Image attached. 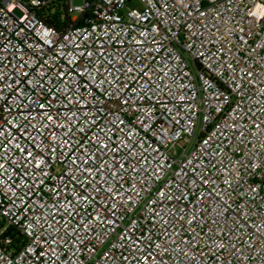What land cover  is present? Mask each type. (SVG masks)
I'll use <instances>...</instances> for the list:
<instances>
[{
    "label": "built area",
    "instance_id": "obj_1",
    "mask_svg": "<svg viewBox=\"0 0 264 264\" xmlns=\"http://www.w3.org/2000/svg\"><path fill=\"white\" fill-rule=\"evenodd\" d=\"M79 1L0 0V264H264V0Z\"/></svg>",
    "mask_w": 264,
    "mask_h": 264
},
{
    "label": "rangeland",
    "instance_id": "obj_2",
    "mask_svg": "<svg viewBox=\"0 0 264 264\" xmlns=\"http://www.w3.org/2000/svg\"><path fill=\"white\" fill-rule=\"evenodd\" d=\"M75 4H80V1L79 0H75ZM16 14L21 15L19 11H17ZM194 142H195V140H194ZM1 225H5V224L4 223H1Z\"/></svg>",
    "mask_w": 264,
    "mask_h": 264
},
{
    "label": "trees",
    "instance_id": "obj_3",
    "mask_svg": "<svg viewBox=\"0 0 264 264\" xmlns=\"http://www.w3.org/2000/svg\"><path fill=\"white\" fill-rule=\"evenodd\" d=\"M13 231V229H9V233H11Z\"/></svg>",
    "mask_w": 264,
    "mask_h": 264
}]
</instances>
